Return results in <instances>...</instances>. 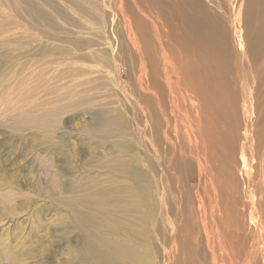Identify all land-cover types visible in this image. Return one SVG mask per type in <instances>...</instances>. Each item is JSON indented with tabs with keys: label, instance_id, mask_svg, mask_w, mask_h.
I'll return each mask as SVG.
<instances>
[{
	"label": "rangeland",
	"instance_id": "obj_1",
	"mask_svg": "<svg viewBox=\"0 0 264 264\" xmlns=\"http://www.w3.org/2000/svg\"><path fill=\"white\" fill-rule=\"evenodd\" d=\"M104 1L0 0V264H120L139 257L137 246L149 239L161 250L154 259L146 248L147 263L164 264L165 238L149 234L166 226L163 215L153 224L149 186L162 200L163 190L152 167L154 148L149 157L143 144L150 140L145 122L161 115L133 103L124 94L127 85L112 82L101 67L138 55L131 26ZM241 2L224 0L219 9L236 48L239 27L233 21ZM251 4L253 31L264 17V0ZM141 40L155 60V34L150 43ZM168 43L175 53L189 44ZM148 70L140 75L137 68L134 75L142 94L164 87V76ZM174 195L164 211L169 229L180 210ZM179 222L183 228V214ZM183 255L174 264H184Z\"/></svg>",
	"mask_w": 264,
	"mask_h": 264
},
{
	"label": "bare ground",
	"instance_id": "obj_2",
	"mask_svg": "<svg viewBox=\"0 0 264 264\" xmlns=\"http://www.w3.org/2000/svg\"><path fill=\"white\" fill-rule=\"evenodd\" d=\"M105 1L115 4L131 26L138 55H129L125 63L119 58L103 61L101 67L112 82L127 85L124 94L133 96V103L148 104L161 115L155 122H145L150 140L143 144L149 157L154 148L152 167L158 170L163 190L158 193L162 200L149 186L153 224L162 215L166 224L149 234L165 238L164 264L177 263L182 250L184 264H264V17L251 31L255 17L251 0L236 5L232 20L239 27L236 48L227 17L219 12L224 0ZM260 9L263 14L264 6ZM154 34L159 42L155 60L150 44L141 40L150 43ZM168 42L189 44L175 53ZM95 51L107 57L100 49ZM137 68L140 75L151 68L164 76V87L143 90V97L141 82L134 80ZM173 192L180 210L169 229V213L164 211ZM182 214L184 225L179 228L182 222L176 221ZM158 243L145 241L137 246L142 248L136 252L139 257L120 264H159L147 263L150 253L145 252L151 248L155 259L161 250Z\"/></svg>",
	"mask_w": 264,
	"mask_h": 264
}]
</instances>
